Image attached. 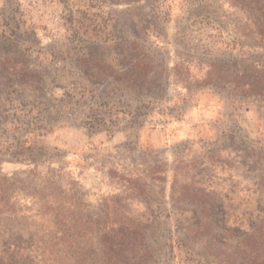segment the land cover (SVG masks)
<instances>
[{
	"label": "rangeland",
	"instance_id": "rangeland-1",
	"mask_svg": "<svg viewBox=\"0 0 264 264\" xmlns=\"http://www.w3.org/2000/svg\"><path fill=\"white\" fill-rule=\"evenodd\" d=\"M264 264V0H0V264Z\"/></svg>",
	"mask_w": 264,
	"mask_h": 264
},
{
	"label": "trees",
	"instance_id": "trees-1",
	"mask_svg": "<svg viewBox=\"0 0 264 264\" xmlns=\"http://www.w3.org/2000/svg\"><path fill=\"white\" fill-rule=\"evenodd\" d=\"M51 264H54V263H51Z\"/></svg>",
	"mask_w": 264,
	"mask_h": 264
}]
</instances>
